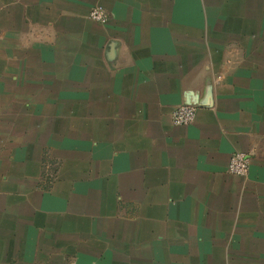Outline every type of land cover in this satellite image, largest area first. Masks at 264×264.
I'll use <instances>...</instances> for the list:
<instances>
[{
	"label": "crops",
	"instance_id": "crops-1",
	"mask_svg": "<svg viewBox=\"0 0 264 264\" xmlns=\"http://www.w3.org/2000/svg\"><path fill=\"white\" fill-rule=\"evenodd\" d=\"M263 17L0 0V264H264ZM183 104L197 118L174 125Z\"/></svg>",
	"mask_w": 264,
	"mask_h": 264
},
{
	"label": "built area",
	"instance_id": "built-area-1",
	"mask_svg": "<svg viewBox=\"0 0 264 264\" xmlns=\"http://www.w3.org/2000/svg\"><path fill=\"white\" fill-rule=\"evenodd\" d=\"M89 17L100 23H107L109 20L106 10L101 6L94 7ZM197 118V107L194 105L183 104L177 107L172 115L171 120L174 125L186 126L195 122ZM252 162V156L244 152H237L232 155L227 172L237 176H248L250 171V165Z\"/></svg>",
	"mask_w": 264,
	"mask_h": 264
},
{
	"label": "rangeland",
	"instance_id": "rangeland-1",
	"mask_svg": "<svg viewBox=\"0 0 264 264\" xmlns=\"http://www.w3.org/2000/svg\"><path fill=\"white\" fill-rule=\"evenodd\" d=\"M261 5H262V2H261ZM91 19V18H90ZM263 19H264V17H263ZM92 20V19H91ZM93 21H95V20H93ZM95 22H97V21H95ZM100 23V22H99ZM102 24V23H101ZM263 38H264V30H263ZM256 42H257V45L259 44H263V41H261V43L258 41V40H256ZM256 45V46H257ZM248 46V44H243V47H247ZM244 52V51H243ZM241 53H242V50H241ZM250 52H248L247 54H248V56H256L254 53H251V54H249ZM228 54H229V56H233V50H228ZM234 56H238V52H234ZM242 56H244V54H242ZM257 56H260V55H257Z\"/></svg>",
	"mask_w": 264,
	"mask_h": 264
},
{
	"label": "water",
	"instance_id": "water-1",
	"mask_svg": "<svg viewBox=\"0 0 264 264\" xmlns=\"http://www.w3.org/2000/svg\"><path fill=\"white\" fill-rule=\"evenodd\" d=\"M188 105H193V104H188Z\"/></svg>",
	"mask_w": 264,
	"mask_h": 264
}]
</instances>
